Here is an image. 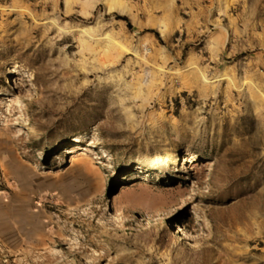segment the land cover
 Segmentation results:
<instances>
[{"label": "rangeland", "instance_id": "374dc122", "mask_svg": "<svg viewBox=\"0 0 264 264\" xmlns=\"http://www.w3.org/2000/svg\"><path fill=\"white\" fill-rule=\"evenodd\" d=\"M0 264H264V0H0Z\"/></svg>", "mask_w": 264, "mask_h": 264}, {"label": "bare ground", "instance_id": "6f19581e", "mask_svg": "<svg viewBox=\"0 0 264 264\" xmlns=\"http://www.w3.org/2000/svg\"><path fill=\"white\" fill-rule=\"evenodd\" d=\"M176 230H178V231L181 230V227L180 226H177Z\"/></svg>", "mask_w": 264, "mask_h": 264}]
</instances>
